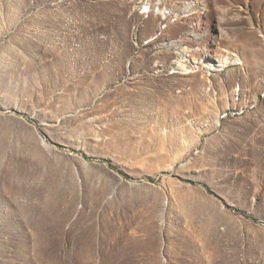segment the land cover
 Returning <instances> with one entry per match:
<instances>
[{
    "label": "rangeland",
    "instance_id": "rangeland-1",
    "mask_svg": "<svg viewBox=\"0 0 264 264\" xmlns=\"http://www.w3.org/2000/svg\"><path fill=\"white\" fill-rule=\"evenodd\" d=\"M0 264H264V0H0Z\"/></svg>",
    "mask_w": 264,
    "mask_h": 264
},
{
    "label": "bare ground",
    "instance_id": "bare-ground-1",
    "mask_svg": "<svg viewBox=\"0 0 264 264\" xmlns=\"http://www.w3.org/2000/svg\"><path fill=\"white\" fill-rule=\"evenodd\" d=\"M235 64L236 65H242L243 63H242V61L240 59H236L235 60Z\"/></svg>",
    "mask_w": 264,
    "mask_h": 264
},
{
    "label": "trees",
    "instance_id": "trees-1",
    "mask_svg": "<svg viewBox=\"0 0 264 264\" xmlns=\"http://www.w3.org/2000/svg\"><path fill=\"white\" fill-rule=\"evenodd\" d=\"M208 190V189H207ZM209 191V190H208Z\"/></svg>",
    "mask_w": 264,
    "mask_h": 264
}]
</instances>
